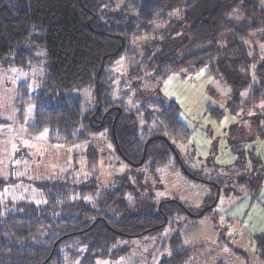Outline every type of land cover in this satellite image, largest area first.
I'll use <instances>...</instances> for the list:
<instances>
[{
    "label": "trees",
    "instance_id": "1",
    "mask_svg": "<svg viewBox=\"0 0 264 264\" xmlns=\"http://www.w3.org/2000/svg\"><path fill=\"white\" fill-rule=\"evenodd\" d=\"M157 11L163 17L179 11L183 30L162 59L154 57L158 62L155 70L151 67L155 84L170 70L185 67L193 72L207 67L208 72L222 73L230 84L231 112L264 100V58L250 56L242 39L250 31L264 30L259 0H124L117 6L115 0H0V64L12 54L10 61L18 66H46L41 90H22L16 99L19 119L22 107L33 101L30 129L46 128L49 138L68 144L102 129L131 164L102 188L87 180L73 183L70 175L53 177L41 186L45 203L40 210L22 200L16 209L3 211L5 181L0 179V264H94L122 253L120 239L156 232L176 211L194 212L175 197L155 206L152 195L143 191L141 167L154 171L172 153L178 154L172 137L189 138L190 130L177 116L178 106L152 96L156 111L145 105L135 109L111 95L109 67L122 54L135 51L138 36L154 29ZM167 22L163 35L169 41L179 31L174 17ZM148 50L144 43V53ZM86 87L93 90L94 103L83 112L80 95L71 91ZM156 116L157 126L149 130ZM84 156L87 167H98L97 148L89 146ZM214 202L215 196L208 198V205L195 215ZM169 245V254L159 264H182L192 254L178 230ZM256 245L264 264V234L257 237Z\"/></svg>",
    "mask_w": 264,
    "mask_h": 264
},
{
    "label": "rangeland",
    "instance_id": "2",
    "mask_svg": "<svg viewBox=\"0 0 264 264\" xmlns=\"http://www.w3.org/2000/svg\"><path fill=\"white\" fill-rule=\"evenodd\" d=\"M123 1L115 0V5ZM259 3L264 7V0ZM166 15L157 11L154 29L138 36L135 51L122 54L109 67L111 95L135 109L145 105L156 111L158 106L152 96L178 106L177 116L190 130L189 138L182 141L172 137L178 154L172 153L154 171L141 167L143 191L152 195L155 206L175 197L194 212L176 211L160 230L120 239L122 253L115 258L97 259L94 264H159L169 254V241L176 230L183 245L192 251L182 264H262L256 239L264 234V100L231 112L227 104L230 84L222 73L208 72L207 67L193 72L185 67L170 70L155 84L152 68L155 70L158 62L154 57L162 59L163 52L175 45L178 38H174L183 30L179 11ZM169 17L177 20L179 33L175 32L168 41L163 34ZM263 37L261 30L257 34L250 31L242 38L250 56L264 58ZM152 40L161 43L152 45ZM144 43L149 46L145 53ZM11 58L12 54H8L0 64V115L5 119L0 123V179L5 181L2 210H14L22 200L33 202L40 210L45 203L41 186L57 176L70 175L73 183L94 182L97 188L113 183L131 164L114 149L104 130L90 132L70 144L51 139L46 128L29 127L34 121L33 101L22 107L19 119L16 99L22 90H41L46 66L39 63L22 67ZM134 67L137 74L131 73ZM154 85L157 94L152 91ZM92 91L88 87L71 91L80 95L83 112L94 103ZM214 109L221 113L215 114ZM157 119L158 116L150 123L149 130L157 126ZM89 146L100 151L96 169L86 166L84 155ZM180 159L198 176L186 171ZM214 196L212 207L195 215Z\"/></svg>",
    "mask_w": 264,
    "mask_h": 264
}]
</instances>
